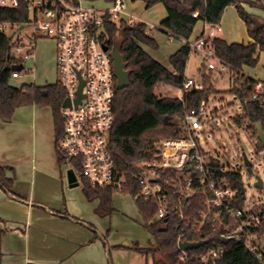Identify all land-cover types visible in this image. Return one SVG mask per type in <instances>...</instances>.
Listing matches in <instances>:
<instances>
[{"label":"built area","instance_id":"built-area-1","mask_svg":"<svg viewBox=\"0 0 264 264\" xmlns=\"http://www.w3.org/2000/svg\"><path fill=\"white\" fill-rule=\"evenodd\" d=\"M105 3L98 6L91 0H0V7L23 6L28 13L25 22L0 27L8 26L12 31V56L17 58L16 55L24 51L23 56L18 57L21 65L32 57L37 40L48 39L55 43V83L65 92L60 105L63 130L55 140V149L64 156L63 165L74 171L78 183L80 176L91 188L111 187L122 195L128 178H132L138 191L128 196L134 201L154 202V221L168 217L178 221L180 233L176 247L181 260L186 259L188 250H181L180 242L206 240L207 243L199 247L198 258L202 264H217L225 256L228 242L244 246L259 264H264V200L245 207L246 186L255 187L260 177L244 178L239 170L226 168L225 162L214 161L201 147L200 129L207 119V100H202L181 119L184 135L154 141L155 157L135 161L129 174L116 170L109 151L116 91L113 49L101 40V35L105 18L114 23L134 22L124 19L125 0ZM192 17H198V12L192 13ZM221 30L218 23L203 22L200 36L188 43L190 52L202 56L204 67L217 74L230 70L208 42ZM15 32L18 33L12 40ZM104 45L107 50L103 49ZM23 71L27 72L24 67ZM19 76L17 70L11 74V78ZM190 88L202 89V83L185 80L178 99L182 100L184 92ZM64 99H68L69 105L62 106ZM249 101L264 108L262 81L254 80ZM242 113L243 109L237 115ZM239 125L247 132L245 121ZM251 139L264 159L263 146L258 144V139ZM248 161L249 166L244 165L252 167ZM233 175L238 176V183ZM187 210L194 212L193 216H187ZM188 236L192 240L185 238Z\"/></svg>","mask_w":264,"mask_h":264},{"label":"trees","instance_id":"trees-1","mask_svg":"<svg viewBox=\"0 0 264 264\" xmlns=\"http://www.w3.org/2000/svg\"><path fill=\"white\" fill-rule=\"evenodd\" d=\"M110 2L111 0H91ZM136 1V0H131ZM149 8L162 3L167 16L161 21L159 29L167 33L169 38L186 40L191 35L197 21L207 24H216L220 21L223 10L228 5H234L238 16L242 19L248 36L252 43H227L222 38L209 39L214 53L230 67L232 71V86L229 94L235 95L240 101L243 113L235 115L233 120L239 124L247 123V132L251 138L258 139L256 125L264 132V108L257 103L249 101L253 92L254 80L242 74L243 66L255 67L257 52L264 51V19L248 13L242 3L264 10V0H141ZM198 12V17L192 13ZM28 19V13L23 6L19 8L0 7V27L7 23H22ZM101 40L109 49L118 48L124 69L127 72V86L115 91L113 102L114 124L109 133V151L114 159L118 172L129 174L132 163L143 159L155 157L153 142L164 137H179L185 134L181 119L185 113L197 108L202 100H207L214 93L211 84V74H201L202 89L190 88L183 94L182 100L178 97L159 98L154 91L159 84H168L177 89L183 87L185 82V68L190 49L188 43L170 55L168 61L170 69L163 67L148 54L139 43L153 49L157 43L148 34L144 23H128L120 20L118 23L108 18L103 22ZM11 35L5 34L0 28V119L4 122L11 120L16 108L36 105L47 106L51 109L55 140L62 134V118L60 105L64 98V89L57 83L37 86L23 84L15 87L10 84L13 65H21L18 58L11 53ZM204 66V65H202ZM18 72L23 71V65ZM210 72V71H209ZM166 118V120H165ZM260 145V142H258ZM60 165L65 158L56 151ZM76 169V168H75ZM231 175V174H230ZM79 177V185L85 199L89 202L98 200L95 213L101 217L109 216L113 212L112 196L116 190L111 187L91 188L84 179ZM233 177L239 182L236 175ZM128 178V177H127ZM13 179L5 174V168L0 166V187L12 194ZM138 187L132 178H128V186L124 187L123 194L133 196ZM137 210L141 216L143 229L148 232L154 243L149 248L134 246V250L145 255L159 256L155 264H202L198 254L200 248L187 251L184 260L179 258L176 240L180 233L175 218L166 220H153L156 210L154 202L135 200ZM194 212L187 210V216ZM182 225H184L182 223ZM192 240V237H185ZM219 243H221L219 241ZM225 256L217 264H259L254 256L242 245L228 242L225 245ZM1 258V254H0Z\"/></svg>","mask_w":264,"mask_h":264},{"label":"crops","instance_id":"crops-1","mask_svg":"<svg viewBox=\"0 0 264 264\" xmlns=\"http://www.w3.org/2000/svg\"><path fill=\"white\" fill-rule=\"evenodd\" d=\"M241 5L248 13L264 19V10L246 2ZM123 16L147 26L157 48L141 43L139 46L167 69L170 55L197 39L203 30L199 20L188 39L169 38L159 29L167 16L162 3L147 8L141 0H125ZM218 24L222 30L217 37L225 42H253L234 5L224 8ZM47 44L48 52L44 47ZM54 61V41L37 40L29 69L11 78L10 84L20 87L55 83ZM242 70L245 76L264 83V51L257 52V66L245 65ZM0 166L13 179L12 194L0 187V264H155L159 259L158 255L154 259L155 256L134 250L135 245L149 248L154 240L143 229L135 201V208L127 203L128 195L114 194L113 212L101 217L95 213L98 200L87 201L79 183L70 185V168L57 160L49 107L21 106L15 109L10 121L0 119ZM129 213L134 214V219L129 218Z\"/></svg>","mask_w":264,"mask_h":264},{"label":"rangeland","instance_id":"rangeland-1","mask_svg":"<svg viewBox=\"0 0 264 264\" xmlns=\"http://www.w3.org/2000/svg\"><path fill=\"white\" fill-rule=\"evenodd\" d=\"M105 4L102 1V4L97 5L102 6ZM3 31L8 36L12 34L8 26ZM17 33L15 32L12 40L15 39ZM44 47L45 51L48 52L50 49L49 45L47 44ZM23 54L24 51L17 54L16 57L20 58ZM187 61L184 73L185 79L195 83L201 82L200 74L203 73V70L199 73V68L203 67L205 73L211 74L210 80L214 90V93L207 99L206 107L208 114L205 126L203 125L200 129L202 131L200 136L201 147L214 161L225 162L226 168L239 170L244 178L248 179V177L255 176L264 180V159L255 150L248 132L233 120V117L241 112L242 107L238 98L235 95L229 94L232 86V71L226 70L221 74L209 72L202 66V56L195 52L189 54ZM23 67L24 69H29V60L23 63ZM241 72L242 74L245 73L244 70H241ZM154 93L159 98L176 97L179 89L168 84H159ZM243 153L251 161L252 167L244 165L242 160ZM115 195L123 196L120 193H116ZM245 196V207L248 208L252 202L258 203L264 200V190L255 188L253 185L246 186ZM125 199L127 203H130L135 208L134 200L131 197L128 196ZM128 216L131 220L134 219L133 213H129Z\"/></svg>","mask_w":264,"mask_h":264},{"label":"water","instance_id":"water-1","mask_svg":"<svg viewBox=\"0 0 264 264\" xmlns=\"http://www.w3.org/2000/svg\"><path fill=\"white\" fill-rule=\"evenodd\" d=\"M103 49L107 50V46L104 45ZM112 58H113L114 75L116 77V89L121 90L127 86L128 82H127V72L124 69V65L122 63L121 55L119 53L118 48L113 49ZM11 68H12V70H20L21 65H13ZM79 98H80V96H79ZM79 98L76 100L77 102H78ZM67 105H69V101H68V99H64V101L62 102V106H67ZM165 120H166V118H165ZM256 130H257L258 140L264 148V132L260 129V127L258 125H256ZM243 160H244V163L247 166H249L250 163L244 154H243ZM67 178H68V182L70 183L71 186H77L78 185V182L76 180V176L74 175L72 169H69L67 171ZM254 186L258 189L264 190V182L261 180V178H257V181L255 182ZM223 242H225V241H223ZM206 243H207L206 240H200V241H196V242L183 241V242H180L178 244V246L181 250L187 251V250L197 249Z\"/></svg>","mask_w":264,"mask_h":264}]
</instances>
